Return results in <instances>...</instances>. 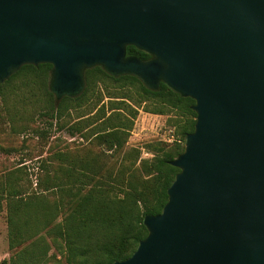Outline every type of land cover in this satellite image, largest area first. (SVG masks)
<instances>
[{
    "label": "water",
    "instance_id": "95a60500",
    "mask_svg": "<svg viewBox=\"0 0 264 264\" xmlns=\"http://www.w3.org/2000/svg\"><path fill=\"white\" fill-rule=\"evenodd\" d=\"M39 63L57 102L94 66L194 100L167 201L112 264H264V0H0V84Z\"/></svg>",
    "mask_w": 264,
    "mask_h": 264
},
{
    "label": "trees",
    "instance_id": "16d2710c",
    "mask_svg": "<svg viewBox=\"0 0 264 264\" xmlns=\"http://www.w3.org/2000/svg\"><path fill=\"white\" fill-rule=\"evenodd\" d=\"M126 54L149 57L133 46L126 47ZM51 67L24 64L0 84V131L5 125L17 130L19 122L33 121L35 112L49 119V128L61 129L95 81L108 80L118 83L116 88H105V95L97 90L96 101L67 127L70 135L92 138L89 143L96 142L102 155L67 163L66 151L55 152V163L39 161L34 187L25 164L0 174V212L5 211L10 250L1 264H112L134 251L147 234L143 217L159 213L167 201V188L178 172L169 161L183 150L184 136L194 129V100L164 83L151 90L133 75L112 76L94 66L84 72L80 95L57 102L48 89ZM132 95L137 105L149 102L145 109L150 112L172 114L168 121L179 136L173 143H149V158L126 146L137 114L128 101ZM103 97L108 101L88 115Z\"/></svg>",
    "mask_w": 264,
    "mask_h": 264
},
{
    "label": "rangeland",
    "instance_id": "374dc122",
    "mask_svg": "<svg viewBox=\"0 0 264 264\" xmlns=\"http://www.w3.org/2000/svg\"><path fill=\"white\" fill-rule=\"evenodd\" d=\"M117 84L108 80L98 79L95 81L93 86L95 90L90 91L85 100L80 103L79 110L77 109L78 112H76L77 110H72L62 121L65 126L61 129L49 128V119L37 112H35L33 121L28 123L19 122V126L15 131L11 132L9 126L5 125L3 131H0V174H6L8 171L16 169L19 165L25 164V170L31 174L34 187L36 177L34 173L37 165L41 164L39 161L47 158L49 163H55L53 157L55 152L66 151L69 155L67 163L75 162L88 156L102 155V149L96 145V142L89 143L92 138L86 141L79 133L70 135L67 127L77 120L76 116L78 113L88 110L96 101L95 94L97 90H101L105 95V88L113 91ZM136 100L137 96L134 95H132L131 100H128L137 109V114L129 130L126 146L140 149V158H149L152 156V153L147 148L149 143L156 141L166 142L163 137H167L169 134H172L175 139L179 136L176 135L175 127L168 121L172 114L150 112L145 109L146 106L149 107V102L137 105L134 102ZM107 101L108 98L103 97L99 105L95 106L88 115L93 114L103 102ZM5 121L7 122V120ZM166 143H173V141ZM111 166H113L114 170L116 169V166ZM9 256L5 211L2 210L0 212V264L4 259L7 260Z\"/></svg>",
    "mask_w": 264,
    "mask_h": 264
},
{
    "label": "built area",
    "instance_id": "2783aa9c",
    "mask_svg": "<svg viewBox=\"0 0 264 264\" xmlns=\"http://www.w3.org/2000/svg\"><path fill=\"white\" fill-rule=\"evenodd\" d=\"M163 138H164L163 140L166 142H172L176 140L172 134H169L167 137L164 136Z\"/></svg>",
    "mask_w": 264,
    "mask_h": 264
}]
</instances>
